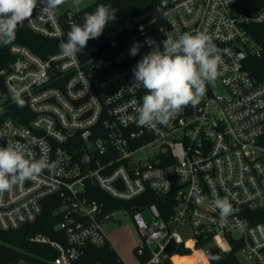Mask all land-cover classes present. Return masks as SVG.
<instances>
[{"label": "built area", "instance_id": "obj_1", "mask_svg": "<svg viewBox=\"0 0 264 264\" xmlns=\"http://www.w3.org/2000/svg\"><path fill=\"white\" fill-rule=\"evenodd\" d=\"M68 1L49 16L37 0L26 27L60 43L63 20L74 15L66 9ZM242 1L156 0L133 18L134 38L112 51L91 46L85 55L68 58L59 49L43 58L11 44L12 61L0 69V107L7 100L15 103L20 92L30 116L17 112L25 123L0 116V147L20 145L29 158H47L56 170L0 194V230L35 222L45 200L56 197L63 241L30 238L55 251L49 264H76L89 246L114 249L102 225L115 211L106 212L104 202L91 198L92 184L114 200H139L136 207L122 208L139 237L133 250L137 264H176L175 257L193 252L203 260L192 264H210V250L227 251L232 242L240 243L237 254L248 264H264V79L242 63L247 55L264 54L248 33V27L264 22V8L247 14L239 7ZM185 32L212 37L223 61L221 74L206 84L204 99L176 113L169 126L139 127L138 108L147 90L134 82L133 69L154 48L164 50L168 33L175 39ZM149 39L155 42L151 46ZM137 42L140 50L131 56ZM145 148L155 151L133 158ZM148 193L169 199L168 217L144 200ZM214 193L229 199L232 215L221 219L212 205ZM237 221H247V228L240 231ZM207 240L212 247L197 248Z\"/></svg>", "mask_w": 264, "mask_h": 264}, {"label": "clouds", "instance_id": "obj_2", "mask_svg": "<svg viewBox=\"0 0 264 264\" xmlns=\"http://www.w3.org/2000/svg\"><path fill=\"white\" fill-rule=\"evenodd\" d=\"M40 2L45 5L42 12L52 16L65 0ZM73 3L79 6L82 0H73ZM36 6L37 0H0V46L14 42L18 27L25 20L30 21ZM116 11L110 4L101 3L94 12L83 16L82 24H71L66 40L58 45L60 55L72 58L82 52L89 40L100 37L105 26L116 19ZM146 43L151 46L155 42L149 39ZM161 43L163 51L154 48L133 69L134 82L147 90L138 108L136 123L139 127L169 126L176 113L189 105L197 106L206 93V84L214 83L221 74L220 49L208 34L185 32L174 39L168 33ZM139 50V43H134L130 55L136 56ZM13 100L17 106H24L20 92L14 94ZM45 170L54 173L56 164L47 158H29V153L20 145L8 143L0 147V194L11 191L18 183L35 179ZM212 205L219 210L221 219L233 214V206L226 196L214 193ZM237 227L244 231L247 221H237ZM209 259L219 260L220 257L212 255Z\"/></svg>", "mask_w": 264, "mask_h": 264}, {"label": "trees", "instance_id": "obj_3", "mask_svg": "<svg viewBox=\"0 0 264 264\" xmlns=\"http://www.w3.org/2000/svg\"><path fill=\"white\" fill-rule=\"evenodd\" d=\"M156 0H96L92 6L82 9L81 11L74 13L70 19L63 20L64 36L63 40H66L67 33L70 30V26L73 23L82 24L83 16L86 13L94 12L98 4H110L112 8L116 9V19L110 21L104 28L103 33L97 39H91L88 41L87 46L78 53L83 56L87 53L89 47H96L99 52L112 51L124 42L129 41L136 35V29L133 24V18L152 6ZM239 7L243 12L252 14L258 12L264 8V0H244L239 3ZM248 33L251 38L258 44H261L264 40V22L254 24L248 27ZM14 43L24 45L28 47L35 54L45 58L49 53L59 50V42L44 39L36 34L32 33L23 23L18 27L16 31V38ZM11 45V44H10ZM0 46V69L8 67V64L12 61V57L8 52L9 46ZM264 54L262 56L247 55L242 63L250 73L259 80L264 79ZM23 111L25 113L26 108L17 106L16 103L6 101L2 107H0V116L9 117L16 121L25 123L24 120L17 118V112ZM92 199L102 201L105 203V211L113 212L122 208L136 207L139 205V200L134 199L130 202H121L114 200L101 191H99L94 185L89 184ZM144 200L147 203H156L162 212L164 218L168 217L169 212H165L169 199L157 198L153 194H146ZM60 206V201L56 197H50L45 200L43 212L31 224L21 226L16 230L2 231L0 230V264H17L18 262H30L34 264H49L48 260L55 257V251L48 244L36 243L30 241L31 237L35 235H42L50 238L51 240L63 241L64 233L59 228V223L62 217L55 210ZM264 218V214L262 216ZM208 244L200 243L197 248H210L212 243L210 240ZM240 243L232 242L230 249L227 251L219 250L215 255L219 256V260H210V264H240L238 260V250ZM199 252L195 253V255ZM212 254L209 255V257ZM176 259V258H175ZM76 264H122L118 255L114 249L110 246H104L102 248L87 247L84 254ZM176 264H188L186 259H180Z\"/></svg>", "mask_w": 264, "mask_h": 264}, {"label": "rangeland", "instance_id": "obj_4", "mask_svg": "<svg viewBox=\"0 0 264 264\" xmlns=\"http://www.w3.org/2000/svg\"><path fill=\"white\" fill-rule=\"evenodd\" d=\"M95 1L96 0H82V3L79 6H74L73 0H70L66 3V9L72 13H77L84 8L92 6ZM204 96L202 97L201 101L204 99ZM154 151L155 149L153 148H145L142 151L134 154L133 158L138 159L148 157ZM143 215H147L146 211H143ZM102 229L123 263L137 264V257L133 250L139 240V237L134 226L132 225L130 213L124 209L115 211L112 218L103 223ZM222 248L227 249L228 245L223 242ZM185 259L188 264L203 260L200 252L197 255L194 254L192 256L186 257ZM238 260L240 264H248L245 255L242 253L238 254ZM177 261H180V258H176L175 263Z\"/></svg>", "mask_w": 264, "mask_h": 264}, {"label": "water", "instance_id": "obj_5", "mask_svg": "<svg viewBox=\"0 0 264 264\" xmlns=\"http://www.w3.org/2000/svg\"><path fill=\"white\" fill-rule=\"evenodd\" d=\"M261 46H262V49H263V51H264V40L262 41ZM238 55H239V57H240L241 59L244 58V54H243L241 51H239V50H238ZM1 97H2V95H1ZM217 252H218V251H217V249H215V248H212V249L210 250V254H212V255H215ZM186 253H188V251H186Z\"/></svg>", "mask_w": 264, "mask_h": 264}, {"label": "bare ground", "instance_id": "obj_6", "mask_svg": "<svg viewBox=\"0 0 264 264\" xmlns=\"http://www.w3.org/2000/svg\"><path fill=\"white\" fill-rule=\"evenodd\" d=\"M195 253H197V252H193V254L192 255H194ZM191 255V256H192ZM175 258H178V257H175ZM175 258H174V261H175ZM184 258H186V257H184ZM184 258H180V259H184ZM203 258V257H202ZM187 263V262H186Z\"/></svg>", "mask_w": 264, "mask_h": 264}]
</instances>
